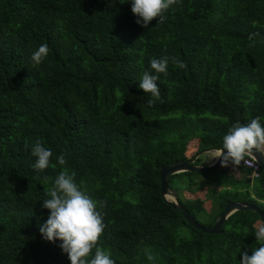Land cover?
<instances>
[{
	"label": "trees",
	"instance_id": "trees-1",
	"mask_svg": "<svg viewBox=\"0 0 264 264\" xmlns=\"http://www.w3.org/2000/svg\"><path fill=\"white\" fill-rule=\"evenodd\" d=\"M121 2L0 0V264H71L62 242L39 231L50 212L33 168L36 141L53 153L41 176L54 180L66 168L106 201L98 246L116 264H239L243 251L259 247L257 213L235 211L219 233H204L161 196L159 169L193 159L184 154L190 137L198 151L213 150L235 123L260 117L264 125V0H180L163 23L154 19L147 28L136 23L130 0ZM43 43L49 54L34 67L31 55ZM163 57L170 59L167 75L159 74L161 97L149 106L139 81L145 70L156 74L150 61ZM219 170L202 182L193 176L207 172L185 171L167 183L177 192L184 179L188 191L221 188L207 189L206 222L199 220L204 200L178 194L207 227L227 201L264 212L263 169L252 187L256 198L244 199L232 189L248 170L231 165L238 178Z\"/></svg>",
	"mask_w": 264,
	"mask_h": 264
},
{
	"label": "clouds",
	"instance_id": "clouds-1",
	"mask_svg": "<svg viewBox=\"0 0 264 264\" xmlns=\"http://www.w3.org/2000/svg\"><path fill=\"white\" fill-rule=\"evenodd\" d=\"M179 2L180 0H130L131 11L138 17L136 23L145 28L154 19H157V24L163 23L167 19L165 13ZM49 51L48 44H41L31 55L33 66H39L47 58ZM169 59L153 58L150 67L156 74L145 70L141 75L139 88L147 95L150 94L151 99L147 101L149 106L154 105L161 97L159 74L167 75ZM171 59L175 67L186 68V63ZM222 141V147L215 150L210 160L219 158L222 167L247 164V158L264 149V125L261 124V118H253L245 124L235 123L228 129ZM25 147H28L27 142ZM31 155L36 158L33 165L37 172L36 179L43 185L48 197L43 200V208L49 210L50 215L46 222L39 225L42 237L52 243L60 240L62 243L59 247L67 254L71 264H116L111 253L98 246L99 238L106 227L102 211L106 201L94 199L76 183L75 173L70 174L66 168L54 180L47 175L41 176L40 173L51 165L53 153L40 141L32 145ZM57 161L61 166L66 164L63 154L57 157ZM49 183L51 187H47ZM254 227V236L259 247L253 246L251 255L247 250L243 251L239 264H264V225ZM146 256L149 261L155 260V255L150 251H146Z\"/></svg>",
	"mask_w": 264,
	"mask_h": 264
},
{
	"label": "water",
	"instance_id": "water-1",
	"mask_svg": "<svg viewBox=\"0 0 264 264\" xmlns=\"http://www.w3.org/2000/svg\"><path fill=\"white\" fill-rule=\"evenodd\" d=\"M226 151V150H225ZM215 150H201L196 153L195 157L190 161H180L171 163L167 166H163L159 169V177H160V193L161 196L175 209L179 210L182 213V217L186 220L188 224L193 226L194 228L204 232V233H219L221 231L222 224L226 221V219L238 210H251L258 214L261 224L264 225V212L260 210L256 205L246 202V201H227L223 210L216 216L215 221L212 226L207 227L200 222H198L184 207L178 199V192L170 187L167 183V179L169 176L173 174H177L185 171H195V172H208L213 168L220 169L221 161L219 158L210 161L207 164H194V160L196 157H199L203 153H214ZM256 160L258 164H260L261 168L264 171V155L259 152H254V156L252 157Z\"/></svg>",
	"mask_w": 264,
	"mask_h": 264
},
{
	"label": "rangeland",
	"instance_id": "rangeland-1",
	"mask_svg": "<svg viewBox=\"0 0 264 264\" xmlns=\"http://www.w3.org/2000/svg\"><path fill=\"white\" fill-rule=\"evenodd\" d=\"M185 148L186 149H185L184 154H185L186 157H190L194 153H195L194 155H196L197 152L201 151V150L198 151L199 142H198L197 137H195V136L194 137H190V138H188L185 141ZM213 150H216V149H213ZM211 156H212V153H203V154H201L199 157H196V159H198L197 160V164H200V165H203L205 163L207 164V162L211 159ZM196 159L194 160V162L196 161ZM230 169H231V165L229 167H224L225 173L227 175H228V173H230ZM220 171L221 170H219V169H214V170H212L210 172H207L206 175H197V176L194 175L193 178L196 177L195 178L196 181L202 182L203 180H201V179L205 178V177H207V178L218 177ZM236 174H237V176H239L238 173H236ZM247 178L245 176H242V182H243L242 186H239V188H237V189H235V188L232 189L233 191H236L234 193V197H236L238 199H244L247 196H250L252 198H256L255 195H252V193H253V188L252 187H253V185H256L257 179L251 180L248 177V173H247ZM176 185H177V188H178V194H179V196H180V198L182 200H186L188 198L199 197V198H201V199H203L205 201L204 207L206 208L207 211H205L204 213H202L199 216V220L201 222H206V220L209 218V215H210L208 210L210 209V206H211V200H213V198L207 197V189H208V187H211L212 189H214L216 187L213 186L212 184H209L208 187H205L203 189L198 190V189L194 188L195 187L194 185H192L190 190L188 191L187 190L189 188L188 187V181H186L185 179L181 180V181H178ZM218 189H220V188H217V190Z\"/></svg>",
	"mask_w": 264,
	"mask_h": 264
},
{
	"label": "built area",
	"instance_id": "built-area-1",
	"mask_svg": "<svg viewBox=\"0 0 264 264\" xmlns=\"http://www.w3.org/2000/svg\"><path fill=\"white\" fill-rule=\"evenodd\" d=\"M248 163L247 164H242L243 167L248 169V177L251 180L258 179L260 177V172H261V166L256 162V160L252 157L247 158Z\"/></svg>",
	"mask_w": 264,
	"mask_h": 264
},
{
	"label": "crops",
	"instance_id": "crops-1",
	"mask_svg": "<svg viewBox=\"0 0 264 264\" xmlns=\"http://www.w3.org/2000/svg\"><path fill=\"white\" fill-rule=\"evenodd\" d=\"M262 150H264V149H262ZM262 150H261V151H262ZM212 151H213V150H212ZM263 153H264V151H263ZM210 161H212V160H209L208 162H210ZM208 162H207V163H208ZM205 164H206V163H205ZM230 173L233 174V175H234L235 177H237V178H238V177H241V175H240L239 172H237V171H233V170H232V171H230ZM230 173H228V175H229ZM236 173H238L239 176H237ZM217 188H219V187H216V189H217ZM220 189H221V188H220ZM220 189H218V190H220ZM253 193H254V192H253ZM253 193H252V195H254ZM204 204H205V201H204Z\"/></svg>",
	"mask_w": 264,
	"mask_h": 264
},
{
	"label": "bare ground",
	"instance_id": "bare-ground-1",
	"mask_svg": "<svg viewBox=\"0 0 264 264\" xmlns=\"http://www.w3.org/2000/svg\"><path fill=\"white\" fill-rule=\"evenodd\" d=\"M196 160H198V159H196ZM261 170H262V168H261ZM260 208V207H259Z\"/></svg>",
	"mask_w": 264,
	"mask_h": 264
}]
</instances>
